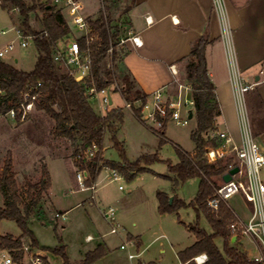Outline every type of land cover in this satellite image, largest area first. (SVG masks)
<instances>
[{
  "label": "rangeland",
  "instance_id": "rangeland-1",
  "mask_svg": "<svg viewBox=\"0 0 264 264\" xmlns=\"http://www.w3.org/2000/svg\"><path fill=\"white\" fill-rule=\"evenodd\" d=\"M35 1L26 0L30 4ZM40 2L44 0H39ZM91 3L93 9L99 8V0H91ZM97 13L98 11L95 12V16ZM43 18L42 11L32 12L29 23L41 29ZM12 22L20 27L23 24V17L16 10L4 9L0 2V49L15 37L13 32L7 34L2 32V29L11 27ZM37 55L35 43L31 42L27 48L17 44L15 50L1 59L12 62L13 57L17 56L19 62L13 64L20 69L30 71L35 66ZM103 62L107 68L113 70V76L115 75L120 82L119 72L115 71V67L118 66L117 61L108 56ZM186 62L187 60L178 72L173 89L175 92H178L179 83L190 86L186 78ZM247 82L250 83V80ZM163 92L165 93L164 89ZM112 99L113 104L110 105V109L124 108V121L117 134L123 144V150L107 139L100 165L106 166L108 161L123 163L127 160L133 163L141 160L140 167L145 169L137 171L134 177H128L127 172L118 167L123 176L115 180L111 169L104 167L97 177L96 202H93V205L90 204L92 199L88 200L92 191L83 190L77 179L78 169L74 164L73 141L67 137L54 135L55 122L45 111L34 108L27 118L17 122L19 124L16 126L11 117L6 114L0 119V169L3 168L8 154L11 153L13 170L16 171V178L22 189L26 187V180L37 182L40 179L42 163L47 165L50 172L51 195L42 201L43 208L40 214L30 219V228L38 240V245H33L28 236L23 239L24 245L28 246L31 252L40 254L43 264H63L61 255L55 254L51 249L43 250V247L64 246L71 263L77 264L84 260L88 251L104 242L108 244L111 251L92 264H138L139 261L181 264L179 252L191 246L196 240L193 232L188 230V225L198 220L201 228L208 233L213 232L203 210L199 212V219L198 212L193 206L179 207L164 213L159 210V191L167 193L169 198L175 196L176 199L186 203L191 202L198 194L200 177L188 179L176 190L172 182L165 177L173 175L167 161L173 163L179 161L177 145L187 152L195 149V142L191 138V132L196 127L195 117L190 118L186 125H177L172 121L167 130L166 126L157 128L156 131L160 130L164 133L163 141L162 137L151 128L153 124L150 120H141L126 106L125 96L121 92L112 90ZM91 104L98 114L107 112L101 111L98 103ZM140 104L141 102L137 101L135 106ZM182 114L185 116L186 111L183 110ZM249 117L253 123L250 113ZM255 131L254 129V133ZM154 155H157V159L146 160ZM261 171L264 176V166ZM229 201L240 217L247 218L249 202L242 194L233 196ZM227 204L229 205V202ZM109 205L116 209L117 221L126 230L121 227L119 233L111 232V226L103 215L105 207L108 208ZM2 206H4V196L0 192V207ZM57 213L64 214L65 217L57 216ZM128 231L141 236L143 243L140 248L135 243V245H129L128 250L121 249V244L129 241ZM0 234L20 236L22 229L15 220L2 219ZM89 234L94 237L92 241L87 239ZM248 241L250 242L247 237L245 243L249 247ZM216 242L222 249L223 238L217 237ZM2 251L0 249V259ZM129 251L140 253V255L131 260L128 258ZM251 251L256 253L255 249ZM198 256L195 257L197 263ZM16 262L22 264L24 255L20 261Z\"/></svg>",
  "mask_w": 264,
  "mask_h": 264
},
{
  "label": "trees",
  "instance_id": "trees-1",
  "mask_svg": "<svg viewBox=\"0 0 264 264\" xmlns=\"http://www.w3.org/2000/svg\"><path fill=\"white\" fill-rule=\"evenodd\" d=\"M102 4L93 21L95 26L103 31L104 36L103 46L96 54L93 76L98 88L109 86L112 82L114 72L103 62L111 38L114 45L113 59L118 65L115 71L119 72L122 93L132 104L135 115L141 118V106H135V103L137 101L145 103L149 94L140 88L132 74L124 68L123 59L127 48L119 45L121 36L126 32V25L129 24L127 14L135 7L136 0H102ZM1 5L8 10L18 8L23 17L21 27L27 32L40 33V35L35 40L38 55L32 70L20 69L0 58V114H7L11 109H15L17 122H20L22 115L20 105L24 92L28 90L32 93L38 92L35 109L45 111L54 120L55 136L67 137L73 141L74 164L77 169L88 172L87 184L90 185L103 167L100 161L103 158L106 140L109 139L114 146L123 150V144L117 134L124 121V108L115 107L104 115L98 114L86 96L84 86L58 69L52 57L53 45L68 33L65 20L59 11H56L49 3H39V0L31 4L26 0H1ZM39 10L44 13L41 29H46L48 36L43 33V30L29 23L31 13ZM209 42L207 35L200 36L193 44L185 64L186 78L195 101L193 117L196 119V127L191 132V138L195 142V152L192 154L177 145L179 161L177 163L167 161L169 170L176 174V183L200 177L199 191L189 203L176 198L170 203L169 195L159 191V210L164 213L179 207L193 206L198 212V219L200 210H203L213 228V232L208 233L199 226L198 220L188 225L197 240L179 252L183 264H263L249 257L236 244L231 243L233 234L230 224L236 218L232 208L226 202H221L219 210L213 211L206 203L207 198L213 195L220 185L214 177H223L228 169V162L219 160L210 163L205 155L208 147L216 144L213 134L219 128L217 117L221 113L216 86L209 75L206 57V47ZM40 82L41 87L36 89ZM157 133L164 141V133L160 130ZM93 144L97 145V151L93 158L84 160L82 151L88 150ZM155 159L157 155L148 157L146 160ZM140 161L133 163L127 160L123 163L108 161L106 166L113 169L120 167L127 172L128 177H134L137 171L145 169L140 167ZM41 173V178L37 182L26 180V187L22 189L18 184L16 171L13 170L11 153L8 154L3 168L0 169V192L4 196V206L0 207V221L15 220L22 229L20 236L0 234V249H8L16 261L23 258V239L26 236L31 238L33 245H38V240L30 228V219L40 214L43 208L42 201L49 196L51 176L45 163L41 165ZM218 236L224 241L222 249L215 241ZM49 249L62 256L63 264H72L64 246L43 247V250ZM105 253L106 248L99 245L94 250L88 251L84 260L77 264H92L102 258ZM200 254H206L207 258L204 262L197 263L195 257Z\"/></svg>",
  "mask_w": 264,
  "mask_h": 264
},
{
  "label": "crops",
  "instance_id": "crops-1",
  "mask_svg": "<svg viewBox=\"0 0 264 264\" xmlns=\"http://www.w3.org/2000/svg\"><path fill=\"white\" fill-rule=\"evenodd\" d=\"M147 17H150V22L147 21ZM127 18L130 26L141 36L143 45L140 47L131 43L127 45V53L123 59L124 68L132 74L140 88L147 94L157 89L176 94L173 89L181 66L190 55L193 44L200 36L207 35L210 41L206 47L209 75L216 86L220 102L218 126L229 130L237 141H241L242 108H245L247 116L249 113L252 116L251 126L256 130L255 135L264 150V0H136V5L127 14ZM7 62L18 63L19 58L15 56L12 62ZM239 77L246 83L250 80L254 87L244 94L240 93L237 82ZM3 115L0 114V119ZM140 119L143 120L144 117ZM248 119L250 120V117ZM170 122L172 121L166 122V130ZM14 124L16 126L19 123L14 121ZM152 124L151 128L157 132L156 125L153 122ZM194 152L195 149L190 153ZM104 167L110 168L103 166L102 169ZM171 174L173 175L165 177L172 182L176 190L184 182L176 183V174L173 172ZM214 179L218 185L224 181L223 177L219 176ZM51 189L52 183L49 195ZM96 193L97 191L92 192L88 197V200L92 199L91 205L96 202ZM141 197L143 198V195ZM174 199L175 196L172 201ZM229 205L238 214L230 201ZM110 206L113 207L112 205L108 207ZM247 209L248 218L252 209L250 203L247 204ZM121 226L126 230L123 225ZM188 230L193 232L189 227ZM127 237L129 241L135 240L137 247L142 246L141 236L128 231ZM247 237L250 240L249 247L245 243ZM93 238L92 236L89 241ZM231 243L236 244L251 258L261 254V245L249 236L233 234ZM99 245L106 248L105 256L111 251L106 242ZM251 249H255L256 253ZM25 260L24 254V262ZM139 263L147 264L141 261Z\"/></svg>",
  "mask_w": 264,
  "mask_h": 264
},
{
  "label": "built area",
  "instance_id": "built-area-1",
  "mask_svg": "<svg viewBox=\"0 0 264 264\" xmlns=\"http://www.w3.org/2000/svg\"><path fill=\"white\" fill-rule=\"evenodd\" d=\"M44 2L49 3L62 14L68 28V33L53 45L52 57L54 63L61 72L74 78L84 86L85 94L91 103H98L101 111L108 112L110 105L113 104L112 90L122 93V84L114 75L109 86L98 88L96 79L93 76L96 54L101 50L104 42L103 31L98 29L93 22L95 12L103 6L102 0H99L100 4L99 8H96L97 10L93 9L91 0H44ZM13 10L20 11L18 8ZM147 21H151L150 17H147ZM40 30H43V33L48 36L46 29ZM2 32L4 34L13 32L15 37L0 49V58L15 50L17 44L22 48H27L31 42L35 43L36 38L40 35V33L25 31L15 22H12L11 27L2 29ZM130 43L140 47L143 45V40L128 24L126 25L125 34L120 38L119 45L127 47ZM113 51L114 45L110 38L106 57L110 56L113 59ZM237 82L238 91L242 94L254 87L253 83H246L240 77ZM41 85V82L38 83L36 89ZM38 95V92L32 93L30 90L24 92L23 101L20 105L22 111L20 122L24 121L35 108ZM125 101L126 106L133 110L132 104L126 99ZM139 106H141V117L152 121L156 128H162L167 121H174L180 125L188 124L190 112L194 113L195 101L191 95V87L179 83L176 94L164 93L162 89H157L149 94L145 103H141ZM183 110L186 111L185 116L182 114ZM106 113L101 112V115ZM7 114L17 122L15 109H11ZM242 114L241 141H237L229 130L218 128L213 134V137L216 138V144L209 146L206 151L205 155L208 162L214 163L219 160L228 162L226 172L235 166H239V171L233 175V178L227 182L223 181L215 189L214 194L207 198L206 203L213 211H218L221 202L228 203L233 196L238 194L244 196L246 201L251 204V214L248 218H242L235 213L236 218L230 224V229L233 234L249 236L261 245V254L253 257V259L264 264V176L261 171L264 165V150L253 131L245 108H242ZM97 149V145L93 144L88 150L82 151V158L90 160ZM111 172L115 180H119L123 176L116 168H112ZM87 178L88 172L78 169L77 179L82 189H89L95 193L97 191L96 181L88 185ZM56 215L65 217L64 214L57 213ZM103 215L111 226V232L119 233L122 226L117 221L115 208L108 207L104 210ZM87 239H92V236H87ZM129 245H135V242L133 240L126 241L121 244V248L128 249ZM23 251L26 255L23 264H43L40 254L31 252L28 246L24 245ZM128 256L132 259L138 257L139 254L129 251ZM206 258L207 255L202 254L196 259L198 263H202ZM0 264H17V262L10 251L3 250Z\"/></svg>",
  "mask_w": 264,
  "mask_h": 264
},
{
  "label": "water",
  "instance_id": "water-1",
  "mask_svg": "<svg viewBox=\"0 0 264 264\" xmlns=\"http://www.w3.org/2000/svg\"><path fill=\"white\" fill-rule=\"evenodd\" d=\"M189 117H190V118L193 117V112H192V111L190 112V116H189ZM238 171H239V166H235V167H233L232 169H230L228 172H226V173L223 175V179H224V181H225V182L230 181V180L233 178V175H234L235 173H237ZM172 199H173V197H170V201H172ZM233 240H235V238H234Z\"/></svg>",
  "mask_w": 264,
  "mask_h": 264
}]
</instances>
